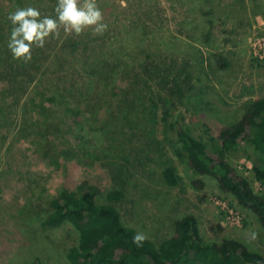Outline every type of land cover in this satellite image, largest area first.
Returning a JSON list of instances; mask_svg holds the SVG:
<instances>
[{"label":"rangeland","instance_id":"374dc122","mask_svg":"<svg viewBox=\"0 0 264 264\" xmlns=\"http://www.w3.org/2000/svg\"><path fill=\"white\" fill-rule=\"evenodd\" d=\"M97 3L108 24L103 35L90 29L66 35L61 29L56 38L75 43L62 61L71 68L60 70L57 82L78 81L89 95L95 89L89 101L94 107H84L98 116L93 131L88 129L86 150H75L69 158L37 152V132L45 130L46 120L54 125L51 141L60 150L84 146L68 134L62 114L49 103L36 101L24 118L15 113L0 120V264H71L66 255L78 233L69 223L44 225L49 211L45 199L63 188L76 191L83 182L104 192L124 188L126 198L117 204L123 222L158 245L174 236L176 220L194 215L206 242L230 238L264 254V229L257 217L222 192L213 177L193 175L176 131L162 120L166 102L170 122L213 149L209 132L236 123L249 102L264 98V0ZM56 4L0 0V22L8 19L11 8L33 7L55 15ZM53 46L43 49L44 62ZM113 81L117 97L103 89ZM151 99L157 105L152 110L158 111L156 123ZM229 158L237 173L251 180L254 192L264 194L252 172L264 167V153L247 145ZM169 161L181 177L174 188L161 174V164ZM195 180L204 188L195 187Z\"/></svg>","mask_w":264,"mask_h":264},{"label":"trees","instance_id":"16d2710c","mask_svg":"<svg viewBox=\"0 0 264 264\" xmlns=\"http://www.w3.org/2000/svg\"><path fill=\"white\" fill-rule=\"evenodd\" d=\"M15 9L11 8L9 12ZM10 32L8 19L0 22V120L12 118L15 113L24 118L30 105L36 101L42 106L49 103L62 114L61 121L70 130L68 134L72 132L74 138L84 146L75 147L70 144L60 150L51 141L50 130L54 129V125L46 120L43 124L45 130L37 132V152L57 158L74 157L72 152L75 150H86L85 146L90 143L87 139L88 129L93 131L91 128L98 118L95 110L91 112L84 108L94 107L89 101L93 99L95 89L89 95L82 91L78 81L68 85L56 80L60 70L68 73L71 68L68 65L72 64H62V61L67 55L68 46H74L75 43L50 38L46 47L33 49L31 62L23 63L13 59L7 46ZM52 43L53 48H56L54 51L49 50L51 53L47 52L44 62L43 49L48 50ZM59 57L58 67L54 69L56 66L53 65ZM115 82L103 86L104 90H110L113 97H117L119 90ZM177 89L183 97L184 93L179 85ZM151 101L150 113L156 123L158 111L152 113V110L157 105L154 100ZM164 103L162 120L176 131L179 150L187 160L188 169L195 176L213 177L219 189L231 194L240 206L250 210L264 229V194L254 192L251 180L239 175L229 158L232 152L247 145H253L256 151L264 153V98L249 102L236 123L215 133L210 131L213 149L204 139L194 137L181 124L171 123L170 111L164 107L166 102ZM37 125L35 123L34 126ZM161 165L164 182L171 188L178 186L181 177L173 162H163ZM252 172L255 180L264 186V167H255ZM193 185L199 189L204 188L200 180H195ZM125 198L126 191L122 187L104 192L83 182L76 191L63 188L56 196L45 199L49 211L43 218V223L49 228H57L65 223L75 228L78 240L66 255L71 264H264L263 253L250 249L238 240L226 238L220 243L206 242L200 233L199 220L194 215L176 220L174 236L161 244L144 239L138 246L133 242L138 234L137 230L123 222L117 206ZM32 264L41 262L38 260Z\"/></svg>","mask_w":264,"mask_h":264},{"label":"clouds","instance_id":"9594fccd","mask_svg":"<svg viewBox=\"0 0 264 264\" xmlns=\"http://www.w3.org/2000/svg\"><path fill=\"white\" fill-rule=\"evenodd\" d=\"M54 12L55 15H43L38 9L27 7L8 14L11 32L7 46L13 59L31 62L33 49L46 47L50 38H59L61 29L66 35L79 36L85 29L103 35L108 28L97 0H57ZM144 239L138 233L133 242L139 246Z\"/></svg>","mask_w":264,"mask_h":264}]
</instances>
